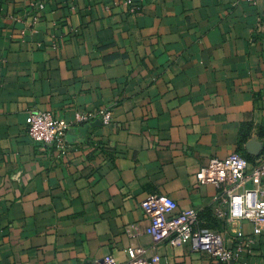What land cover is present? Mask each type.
<instances>
[{
  "label": "crops",
  "instance_id": "crops-1",
  "mask_svg": "<svg viewBox=\"0 0 264 264\" xmlns=\"http://www.w3.org/2000/svg\"><path fill=\"white\" fill-rule=\"evenodd\" d=\"M124 1L0 0V264H129V247L216 264L155 241L149 194L242 242L227 264H264V224L196 179L213 157L264 161V0ZM38 110L72 123L65 149L28 135Z\"/></svg>",
  "mask_w": 264,
  "mask_h": 264
},
{
  "label": "built area",
  "instance_id": "built-area-1",
  "mask_svg": "<svg viewBox=\"0 0 264 264\" xmlns=\"http://www.w3.org/2000/svg\"><path fill=\"white\" fill-rule=\"evenodd\" d=\"M37 4L40 9L44 8L43 2L38 1ZM124 4L129 11L133 12L136 8L133 0H126ZM100 114L104 124L111 123V111L101 110ZM92 116V113L79 115L78 121L89 123ZM71 127L72 123L56 117L50 111H33L27 117V133L34 141L60 149H65ZM249 165V161L238 152L225 158L213 157L208 164L200 167L196 179L199 184H214L218 188L215 200L229 202L232 216L251 220L256 232H260L264 224V198L260 195V186L264 182V161L252 167ZM248 180L257 188L240 191ZM177 207L172 198L162 194H149L142 202V208L151 221L149 231L156 242L167 241L173 247L190 245L194 251L208 253L216 264L238 260L242 242L238 248L233 249L222 231L201 226V217L196 209L177 212ZM144 250L143 247H129V264H145L147 261L142 258ZM153 259L157 261L160 257L156 255ZM91 264L121 263L109 255Z\"/></svg>",
  "mask_w": 264,
  "mask_h": 264
},
{
  "label": "water",
  "instance_id": "water-1",
  "mask_svg": "<svg viewBox=\"0 0 264 264\" xmlns=\"http://www.w3.org/2000/svg\"><path fill=\"white\" fill-rule=\"evenodd\" d=\"M83 131H85V129H83Z\"/></svg>",
  "mask_w": 264,
  "mask_h": 264
}]
</instances>
